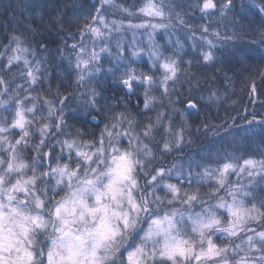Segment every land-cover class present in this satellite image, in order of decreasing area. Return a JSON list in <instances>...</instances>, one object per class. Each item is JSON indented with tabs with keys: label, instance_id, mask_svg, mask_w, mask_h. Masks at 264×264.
I'll list each match as a JSON object with an SVG mask.
<instances>
[{
	"label": "snow or ice",
	"instance_id": "obj_1",
	"mask_svg": "<svg viewBox=\"0 0 264 264\" xmlns=\"http://www.w3.org/2000/svg\"><path fill=\"white\" fill-rule=\"evenodd\" d=\"M183 2L146 0L137 12L114 0H98L86 12L80 11L83 4L72 5L76 31L61 28L64 43L57 49L69 75L75 74L68 86L59 71L54 74L45 66L47 58L38 57V51L48 49L34 46L35 30L7 36L0 50V264H264V198L258 195L264 193V152L259 160L226 150L205 153L202 145L192 150L194 141L185 139L187 132L188 137L218 141L256 124L264 131V119L257 121L255 111L257 103L264 106L257 99L264 94V67L250 73L254 110L245 108V115L253 119L239 127L235 120L245 117L238 113L192 132L187 117L221 97L212 93L205 101L207 89L199 87V80L193 90L190 80L179 79L184 64L214 68L218 52L221 65L227 57L247 70L251 50L264 57V19L256 31L245 32L242 13L248 5L243 0L239 11L235 0L219 6L198 0L190 6L199 8L201 18L209 10L218 11L221 20L231 13V27L221 30L217 24L213 29L206 22L197 36L196 29L185 27L188 14L176 11ZM251 6L264 18V0H251ZM11 8L9 4L5 11ZM108 8L121 19H109ZM157 18L160 22H153ZM66 19L64 12L53 23L63 25ZM137 19L142 22L132 23ZM141 30L148 36L146 47L137 40ZM129 31L131 41L126 39ZM161 31L167 34L166 44L155 41ZM174 33L185 40L173 41ZM188 41L193 52L185 61ZM168 48L174 51L166 54ZM145 58L147 72L130 67ZM105 59L112 67H103ZM219 71L210 80L218 79ZM108 76L126 90L128 100L97 91L100 77ZM53 78L58 81L55 91ZM231 79L225 73V82ZM185 82L189 102L178 108L184 100L176 85L182 89ZM45 83L43 94L33 96L36 86ZM151 112L155 115H145ZM229 119L232 124L225 128ZM206 185L211 187L203 192Z\"/></svg>",
	"mask_w": 264,
	"mask_h": 264
},
{
	"label": "trees",
	"instance_id": "obj_2",
	"mask_svg": "<svg viewBox=\"0 0 264 264\" xmlns=\"http://www.w3.org/2000/svg\"><path fill=\"white\" fill-rule=\"evenodd\" d=\"M218 6L219 4L225 2V0H213ZM146 0H114V3L117 5H122L123 7L129 8L131 12H137V10L143 6ZM154 2L159 3V0H154ZM198 0H184L183 8H176V11H183L188 14L187 23L185 27H191L196 29V35L199 36V29L206 23L211 22L213 24V29H215L216 25L219 24L221 26V30L224 25H228L231 27L229 20L231 19V13L228 14V19L221 20L219 12L215 10H210L208 15H205L201 18V12L199 8H193L190 5H196ZM242 0H235V4L237 10L239 11ZM248 7L244 10L242 15L245 17L243 23L245 25L244 31L252 33L256 31L260 25L262 18L259 14L258 8H254L251 6V0H243ZM258 2V0H257ZM96 3L98 5V0H0V50H3V45L8 43L7 36L12 34L14 31L17 35H20L26 31V29L31 28L35 30V41H33L34 46L39 49L41 45L48 49V51H38V57L47 58L45 60V66H51L50 71L54 74L59 71L61 77L67 78L66 85L71 84L72 79H74V73L70 76V69L66 60L61 61L60 53L57 51L59 47L64 43L63 34L60 31L63 28L65 31H76V24L74 14L72 12V5L74 4H83L84 7L80 10L81 12H86L91 6ZM200 5L203 3V0H199ZM11 4L12 8L8 11H5V8ZM68 6L67 8L65 6ZM135 5V7H132ZM114 11V10H113ZM113 11L108 12L110 19L120 20L121 17L119 15H112ZM167 11V9H165ZM67 12L68 19L65 20L63 25L54 24L53 20H55L61 13ZM72 21V26L68 27L69 21ZM124 22H128L125 20ZM142 20H132V23H141ZM153 22H160L159 18ZM164 22H167L165 20ZM173 23H175V18L173 17ZM231 33H229L230 35ZM33 33H28V38L31 39ZM190 35V34H189ZM144 36V35H142ZM146 37L147 34H146ZM177 38L181 39L183 42L185 40V36L181 33H174L172 36V40H176ZM247 39H251V37H246ZM77 40L80 39L79 36L76 37ZM127 40H131L130 36ZM168 40L167 34L160 32V34L155 36V41L157 44H166ZM73 41L68 40L67 43L71 44ZM144 44H141L140 47H146L147 41L144 40ZM113 46V51H114ZM207 50L206 48L204 49ZM174 51L173 48H168L166 54H171ZM187 55L183 56L185 61L191 58V54L193 52L192 43L188 41L187 48L185 49ZM199 51V49H197ZM221 53H217L218 62L216 66L210 70L198 69L196 67L188 68L186 64L181 66V81H191V88L195 90L197 85V80H199V87L207 89V91L203 92V98L207 101L208 96L212 93H215L216 96L221 97V101L219 103L215 102V99L211 106L201 105L200 112L198 115H192L187 117L188 126L192 132H195L197 126L201 128L205 123L211 124H220L223 122L225 116L234 117L238 113L240 115H244V119L235 120L236 126H242L248 120H252L253 117L250 115H245V108L248 109L249 112L254 110V106L249 100L248 88L251 83L250 73L252 69L257 67H264V57H262L261 53L256 50L250 51L251 63L248 65L247 70L241 71L242 66L236 64L234 61L225 57L223 60V65L219 63V58ZM195 63V61H194ZM103 67L108 68L112 67L111 62L108 59L103 61ZM130 67H135L137 71H148V64L145 58L144 63H136L131 65ZM217 69H221L218 73V79L215 81L210 80L212 77V73ZM231 69V71H228ZM123 70V69H121ZM15 71V70H14ZM189 73L193 75H188ZM225 73L229 77H232L231 80L225 82L224 76ZM157 75H159L157 73ZM7 78V77H6ZM112 77H100L99 85H96L97 91L103 92L104 95L108 97H124L125 100L129 98L126 95V90L123 88H118L116 85L112 83ZM257 85L259 86V77H256ZM57 78H53L51 81L52 90L55 91L57 86ZM23 83L20 80L16 81V84ZM94 84V82H93ZM211 85V86H209ZM27 87V85H25ZM189 83L185 82L183 84V88L181 89L180 84L176 85L177 91H183V96L180 97L184 100V105H176L178 108H182L186 106L189 102L187 97L190 95L189 92ZM48 88V84L45 83L43 88L40 85L36 86L35 91L32 92V95L35 96L38 93L43 94V90ZM69 90H71L69 88ZM139 92H143V89H138ZM197 96H200V92H195ZM227 94L228 99L224 100L223 96ZM152 95L159 96L158 92H153ZM173 99H177V96L174 94ZM259 100H264V94H261L257 97ZM166 102V101H165ZM106 101H100V104H105ZM131 104H136V98L131 97ZM30 106V104L28 105ZM141 107H143L142 97H141ZM227 109V112L225 111ZM135 112V108L131 109ZM14 111V109H13ZM116 111H123L122 108L116 109ZM255 111L259 113V116L256 117V120L259 121L264 119V106L257 103L255 105ZM218 113V115H217ZM3 115H8V113H2ZM146 116L151 115L154 116L155 112L145 113ZM187 115V114H185ZM179 119V118H178ZM101 122V126H102ZM232 124L231 119H229L228 124H225V128L229 127ZM91 127H96L94 124ZM177 130H179V125H177ZM16 135H19L18 131ZM192 139L194 141L192 145V150H197L199 146L204 147V152L207 153L211 150L213 153L220 151L221 153L226 150L229 153L242 157L243 159L252 157L254 159H261V152H264V131L261 130L259 124L254 125L253 129L249 130L245 127H239V130H233L229 133L227 137H221L218 141L209 142L207 139L203 137H197L193 135L188 137L187 132L185 133V139ZM36 140H39V136L37 135ZM187 151V150H186ZM177 155V154H173ZM31 159V154H29V160ZM167 160L171 161V156L167 157ZM242 163V159L240 161ZM31 174V173H29ZM231 179L234 181L236 178L233 175ZM175 182V181H172ZM247 183V180L244 181ZM195 188L196 185L194 184ZM211 186L206 185L202 188L203 192H207ZM260 198H264V193L258 194ZM251 203V202H249ZM219 244H227L229 243L226 240H218Z\"/></svg>",
	"mask_w": 264,
	"mask_h": 264
},
{
	"label": "rangeland",
	"instance_id": "obj_3",
	"mask_svg": "<svg viewBox=\"0 0 264 264\" xmlns=\"http://www.w3.org/2000/svg\"><path fill=\"white\" fill-rule=\"evenodd\" d=\"M107 11H108V12H111V11H113V9H112V8H108ZM109 19H110V18H109ZM127 23H128V22H125V24H127ZM142 31H143V30H141L140 32H137V40H143V41L146 40V41H147V40H148V37H146V33L143 34L144 36H142V35H141V32H142ZM129 36H130V39H132V32H130V31L127 33V35H126V39H128ZM113 39L115 40L116 37H114ZM130 41H131V40H130ZM101 46H103V45H101Z\"/></svg>",
	"mask_w": 264,
	"mask_h": 264
},
{
	"label": "water",
	"instance_id": "obj_4",
	"mask_svg": "<svg viewBox=\"0 0 264 264\" xmlns=\"http://www.w3.org/2000/svg\"><path fill=\"white\" fill-rule=\"evenodd\" d=\"M213 2H214V1H213ZM201 5H202V4H201ZM209 11H210V10H209ZM187 104H188V103H187ZM187 104H186V105H187Z\"/></svg>",
	"mask_w": 264,
	"mask_h": 264
}]
</instances>
